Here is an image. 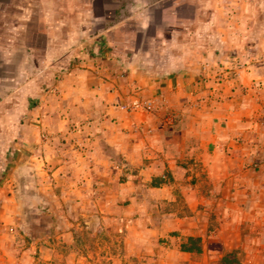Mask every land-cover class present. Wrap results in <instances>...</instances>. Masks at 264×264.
Listing matches in <instances>:
<instances>
[{"label":"crops","instance_id":"crops-1","mask_svg":"<svg viewBox=\"0 0 264 264\" xmlns=\"http://www.w3.org/2000/svg\"><path fill=\"white\" fill-rule=\"evenodd\" d=\"M24 1L0 0V89L7 88L0 96V133L8 137L0 166L1 223L11 218L9 201L31 186L36 198L51 191L58 199L83 205L91 196L132 203L145 196L167 204L178 198L180 210L165 214L180 211V219L170 217L169 222L179 223L184 240L194 236L193 222L206 213L208 195L217 200L212 213L226 199L225 208L235 204L264 216L263 64L233 73L230 66H221L216 49L186 65L154 70L136 47L132 58L118 66L101 42L105 31L120 29L124 18L97 34L96 55L85 47L87 57L71 63V51L61 57L59 17L53 16L51 37L43 19L36 18L40 27L31 37L33 21ZM189 1L134 0L133 6L174 3L183 9L193 7ZM95 37L85 34L83 41ZM45 53L52 62L49 81L38 75ZM34 54L39 62H33ZM28 87L35 92H27ZM133 100H149L153 109L122 108Z\"/></svg>","mask_w":264,"mask_h":264},{"label":"rangeland","instance_id":"rangeland-1","mask_svg":"<svg viewBox=\"0 0 264 264\" xmlns=\"http://www.w3.org/2000/svg\"><path fill=\"white\" fill-rule=\"evenodd\" d=\"M25 2L33 21L29 36L31 30L34 37L36 27H40L34 21L41 17L44 32L51 37L53 18L59 17L60 55L74 51L76 62L87 57L85 52L74 50L85 34L97 39V34L124 18L120 29L107 32L105 37L107 55L117 60L118 66L132 58L136 47L154 70L186 65L199 53L216 49L221 66H230L233 73L235 68L251 63L264 65V0H190L193 7L183 9L174 3L167 8L134 7V0ZM18 11L14 9L13 15ZM112 39L115 43H110ZM98 40L91 52L95 55ZM29 41L35 43L34 39ZM32 58L39 62L41 57L34 54ZM41 61L38 67L44 69L38 75L49 81L50 54L45 53ZM6 90L1 88L0 96ZM27 92L33 93L35 88L28 87ZM7 140L4 131L0 133V166L6 157ZM123 178L118 176L119 181ZM26 189L28 192H18L9 201L10 220L0 221V264H212L230 250H236L241 264H264L263 214L243 212L235 204L232 209L225 208L226 199H220L219 211L212 213L217 200L208 195L206 213L192 225V237L200 238L201 252L188 253L179 248L186 233L180 232L179 223L169 222L170 217L177 221L182 214H165L180 210L182 200L178 198L167 204L145 196L133 203L126 198L102 200L91 196L83 205L78 200L58 199L51 191L36 198L33 186Z\"/></svg>","mask_w":264,"mask_h":264},{"label":"trees","instance_id":"trees-1","mask_svg":"<svg viewBox=\"0 0 264 264\" xmlns=\"http://www.w3.org/2000/svg\"><path fill=\"white\" fill-rule=\"evenodd\" d=\"M115 26L108 28L105 31V34L107 32H111L113 30H115ZM101 35H104V33H101ZM95 38L83 41L79 44V46L75 47V52L76 53H82L84 51V48L86 47L88 49V51L93 50L95 45ZM115 43V40H111V42ZM118 42V41H116ZM107 42H101V45H106ZM74 52V51H73ZM73 52L69 55V61L72 63L73 61H75V56L73 54ZM70 63V64H71ZM179 248L181 251L184 252H188V253H200L201 252V243H200V238L199 237H192V236H188L186 237L185 241L181 242L179 245ZM212 264H241L237 254H236V250H230V251H225L223 252L218 258H216V260L214 262H212Z\"/></svg>","mask_w":264,"mask_h":264},{"label":"built area","instance_id":"built-area-1","mask_svg":"<svg viewBox=\"0 0 264 264\" xmlns=\"http://www.w3.org/2000/svg\"><path fill=\"white\" fill-rule=\"evenodd\" d=\"M221 76L217 75L216 80L214 81L216 84L221 82ZM122 108L125 110H144V111H151L153 109L152 103L149 100H133L128 104L122 105Z\"/></svg>","mask_w":264,"mask_h":264}]
</instances>
